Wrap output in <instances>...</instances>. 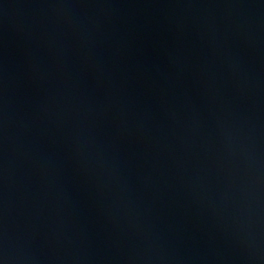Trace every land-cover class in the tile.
I'll use <instances>...</instances> for the list:
<instances>
[{
    "label": "water",
    "instance_id": "1",
    "mask_svg": "<svg viewBox=\"0 0 264 264\" xmlns=\"http://www.w3.org/2000/svg\"><path fill=\"white\" fill-rule=\"evenodd\" d=\"M0 264H264V0H0Z\"/></svg>",
    "mask_w": 264,
    "mask_h": 264
}]
</instances>
